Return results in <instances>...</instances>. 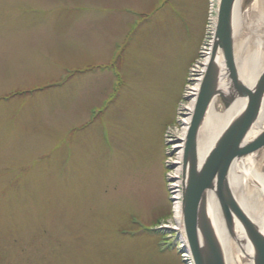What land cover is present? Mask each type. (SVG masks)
I'll list each match as a JSON object with an SVG mask.
<instances>
[{
	"label": "rangeland",
	"instance_id": "rangeland-1",
	"mask_svg": "<svg viewBox=\"0 0 264 264\" xmlns=\"http://www.w3.org/2000/svg\"><path fill=\"white\" fill-rule=\"evenodd\" d=\"M207 13V0H0V264H184L174 145Z\"/></svg>",
	"mask_w": 264,
	"mask_h": 264
},
{
	"label": "water",
	"instance_id": "water-1",
	"mask_svg": "<svg viewBox=\"0 0 264 264\" xmlns=\"http://www.w3.org/2000/svg\"><path fill=\"white\" fill-rule=\"evenodd\" d=\"M239 0H221L219 18L210 61L200 84L191 117L183 155L182 216L185 234L196 264H227L221 243L207 212L206 194L216 190L218 201L231 234L235 220L245 227L255 249V264H264V234L240 206L230 185L234 162L264 147V129L252 141L245 143L249 130L257 120L264 98V71L257 84L249 87L239 77L234 53L235 10ZM253 0H244L247 7ZM222 52V66L231 82L229 93L219 87L221 68L217 53ZM224 107L235 99L246 100L243 110L229 123L203 163L197 158L199 128L214 97Z\"/></svg>",
	"mask_w": 264,
	"mask_h": 264
},
{
	"label": "bare ground",
	"instance_id": "bare-ground-1",
	"mask_svg": "<svg viewBox=\"0 0 264 264\" xmlns=\"http://www.w3.org/2000/svg\"><path fill=\"white\" fill-rule=\"evenodd\" d=\"M243 1L244 0L238 1L233 21L234 53L241 81L249 87H254L264 71V0H258V2H255L253 5V9L256 11L257 15L255 22H252L254 27L253 32L257 37L255 39V43L257 45L255 44V47L252 50H248V48L243 50L242 43L240 45L235 43V37L240 34L239 26L242 18L241 7ZM207 61L208 57H206L202 62L204 65L203 69H205ZM216 61L219 63L221 68L218 82L219 87L223 90V92L229 93L231 90V82L227 74H224L221 50L217 53ZM201 76L199 78H194L199 81V83L192 87L195 91L199 90ZM194 103L195 100L193 99L189 104L190 106L187 107L189 110L187 112L188 117L183 120L185 127L183 128L182 136H178V142L174 145L177 150H180L178 153V159L180 161L183 160L182 150L184 148L186 133L191 121ZM245 105V99L237 98L228 107H224L220 98L218 96L214 97L198 132L197 158L199 164L204 162L223 131L243 110ZM263 129L264 98L260 114L249 130L245 143L256 138ZM180 161L177 162L179 163ZM229 181L231 189L233 190L240 206L255 223L257 228L264 234V147L237 159L231 168ZM206 200L207 212L215 233L221 243L226 263L255 264V249L243 224L236 219L234 234H231L222 213L216 190H208ZM175 220L180 225V230H182L180 203H176ZM183 238L184 243H186L184 236Z\"/></svg>",
	"mask_w": 264,
	"mask_h": 264
}]
</instances>
